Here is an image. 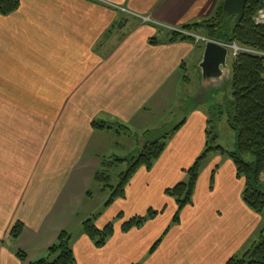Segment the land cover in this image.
Returning <instances> with one entry per match:
<instances>
[{"label": "crops", "instance_id": "obj_1", "mask_svg": "<svg viewBox=\"0 0 264 264\" xmlns=\"http://www.w3.org/2000/svg\"><path fill=\"white\" fill-rule=\"evenodd\" d=\"M223 1L20 0L16 12L0 15V264H22L19 251L28 262L46 256L63 230L72 235L77 264H228L258 241L264 213L245 203V179L232 159L215 161L219 156L202 171L179 223L177 207L163 218L149 206L155 218L121 230L147 215L139 194L173 177L171 188L207 141L208 114L189 111L196 98L181 104L194 91L188 73L200 70L204 46L158 39V31L201 23ZM154 37L158 44L150 43ZM201 85L199 96L213 87ZM174 104L182 107L178 124L185 122L153 167L136 172L125 198L84 214L94 188L107 190L95 176L119 147L114 121L128 125L138 113L159 119ZM91 218L100 229L115 225L104 247L83 231ZM18 221L25 227L16 240Z\"/></svg>", "mask_w": 264, "mask_h": 264}, {"label": "trees", "instance_id": "obj_2", "mask_svg": "<svg viewBox=\"0 0 264 264\" xmlns=\"http://www.w3.org/2000/svg\"><path fill=\"white\" fill-rule=\"evenodd\" d=\"M223 3L224 1L218 5L215 13L209 19L201 23L183 25L181 29L197 34L203 32V37L210 40L224 44L236 43L251 50L239 52L237 55L230 53L232 55L230 80L233 88V101L228 122L236 133L237 148L235 151L225 150L222 145L216 144L218 135L215 133V127L206 129L205 149L196 158L192 166L186 170L187 180L166 190L167 194L175 198L177 204V211L173 218L174 224L179 223L182 210L193 203L201 166L210 152L227 154L233 160L237 175L245 179L243 192L245 203L256 213H264V23H256L254 19L258 11L264 8V0H249L242 20H239L237 16H227L223 9ZM20 5V0H0V15L5 16L16 12ZM178 40L196 42L192 36L179 31H172L169 41ZM150 43L158 44L159 42L154 37ZM200 43L202 46L205 45L204 41H200ZM215 91H219V89L207 91L203 97L196 98L195 103L204 100L208 93L213 94ZM221 112L219 113L221 114ZM215 120H209L208 124H214ZM184 122L185 120L176 124L171 130H163L164 128L160 127L144 131L141 134L144 141L139 146V153L130 159L129 168L120 175L117 186L111 184L113 177L109 170L126 160L117 158L105 159L102 162V168L97 172L95 180L103 185V189L111 191V196L107 202L108 206L117 199L126 197V189L136 172L142 167L146 169L153 167L155 161L164 153L168 140ZM94 126L104 128L102 124L96 122H94ZM122 126L124 130L131 132L127 126ZM135 136L138 134L135 133ZM214 142L215 144H212ZM246 155H251L253 158L247 161ZM158 213V211L151 209L146 216L133 217L123 223L121 230L129 232L133 228L141 227L146 221L155 218ZM24 227L23 222H16L11 230V237L16 240L19 239ZM83 231L98 248H101L107 244L116 230L113 223H109L100 229L97 227L95 219L91 218L84 221ZM161 241L162 239L156 241L152 251L159 246ZM17 256L22 264H77L72 235L67 230H63L59 234L57 241L48 249L46 256L31 262H28L25 252L19 251ZM228 264H264V228L258 241L243 256L231 258Z\"/></svg>", "mask_w": 264, "mask_h": 264}, {"label": "rangeland", "instance_id": "obj_3", "mask_svg": "<svg viewBox=\"0 0 264 264\" xmlns=\"http://www.w3.org/2000/svg\"><path fill=\"white\" fill-rule=\"evenodd\" d=\"M158 32H159L157 35L158 39H164V37L170 38L172 36V30L169 28H166V27L160 28V30ZM202 33L200 32L198 34L197 33H195V34H196V36L202 37V36H204ZM231 67H232V55H229V57H228V68H229L230 72L228 71L227 73L224 74L226 77V80H224L223 83L220 82L219 85H214L212 88H210L208 90V92L211 89H219V91H215V92H213V94L208 93L207 96L204 98V100H199L195 104L193 102H191V107H190L191 111L194 109L193 106H195V108L197 110L206 112L208 114L209 120L213 121L214 119H216L214 124H212V123L208 124L207 123L206 128L215 127V129H214L215 133L218 135L216 144L222 145L225 148V150H227V151H235L237 148L236 133L230 127L229 122H228L229 116L231 115V112H232L231 103L233 101V88H232V83L230 80ZM199 73H200V70L198 68L197 69L196 68L195 69L190 68L188 76H190L192 78V81H193L192 86H194V91L190 95V97L183 98V95H182L181 96V104L184 101H190V99L193 100L194 98L199 97L200 92L202 90V85H201L202 80L199 77ZM200 80H201V83H200ZM191 88H193V87H191ZM203 96L204 95H202V97ZM180 106H182V105H180ZM181 108L182 107L176 106V104H174V108L168 112H163L159 119H157V117H155L153 115H145L143 113H138V114L134 115V117H132V121L130 124L128 123V125L125 123H122L119 120L114 121V123L116 124V127H117V128L115 127V131H118L117 129H119L121 137L118 139L119 147H112L111 148L110 153H108V155H111V158H108V159L113 160V159L120 158V159H125L126 161H124L122 163H118L115 167H113L109 170V173L113 177L112 181H111V184L113 186L118 185L120 175L128 170L130 159L133 156L138 155L139 150H140L139 146H141V144L143 143L142 141H144V138L141 137V134H142L141 131L144 130L145 128L149 129L151 127H154V129H157L156 126H157L158 120H164L162 125L160 126V127L164 128L163 130H171L176 124H178V121L180 119L179 117L182 116V115H180L181 114L180 113ZM220 111H222L221 114L219 113ZM122 125L127 126L130 129L131 133L130 134L126 133L127 130H124ZM135 133H137L138 136L134 137L133 134L135 135ZM105 142L106 141L103 140L102 145L99 146V148L101 150H103L104 145H108L107 143L104 144ZM169 142H170V139L168 140V144H169ZM168 144H167V146H168ZM212 144H215V142ZM216 156L220 157L219 159L215 160V161H218L219 163H220L221 159H231L227 154H223L221 152H210L208 154V156L205 158V160L203 161V164H202L201 170H200L201 173L214 160V158ZM246 157L248 158L247 161H249L253 158L251 155H246ZM192 164L186 165L188 167L186 169L180 171L179 175H182V177H181V179H175V181H174L175 183L173 184L174 186L178 182H181V180H183V181L187 180L188 176H187L186 170L189 167H191ZM221 166H224V165H221ZM216 169H217V167H216ZM201 173H200V175H201ZM173 180H174V178L171 177L170 179L163 181L162 187L159 185V187H157V188H151L150 190L143 191L142 193L139 194V195H141L140 201H143L141 203V209L144 206L143 207L144 211L141 214L145 213L149 206H153V208H155V209H160L161 211H164V213L162 214L163 218H165L167 215H169V213H171V216L173 215L174 208L177 207L176 200L173 196H170L169 194H167L166 191L164 193V189L166 187L168 188ZM204 181H205V179H204ZM173 185H172V187H174ZM100 187H103V185L101 184ZM99 189L100 188H94L93 197L88 200V204L85 206V208L83 210L84 214L90 210L102 209V206L104 205V203L109 200V198L111 196V191L109 189H107L105 191H100ZM139 195H137L135 197V199ZM139 205H140V202L137 206H139ZM136 209L140 210L139 207L135 208V210ZM181 215L182 214H180V216ZM142 216H144V215H142ZM73 228H74V230H76L77 225L75 224Z\"/></svg>", "mask_w": 264, "mask_h": 264}, {"label": "water", "instance_id": "obj_4", "mask_svg": "<svg viewBox=\"0 0 264 264\" xmlns=\"http://www.w3.org/2000/svg\"><path fill=\"white\" fill-rule=\"evenodd\" d=\"M249 0H225L223 9L227 16H237L242 20L245 15ZM229 49L215 41H207L204 45V53L199 68L202 74L203 86L206 84L219 85L226 79L228 68ZM230 72V71H229ZM203 88V87H202Z\"/></svg>", "mask_w": 264, "mask_h": 264}, {"label": "built area", "instance_id": "obj_5", "mask_svg": "<svg viewBox=\"0 0 264 264\" xmlns=\"http://www.w3.org/2000/svg\"><path fill=\"white\" fill-rule=\"evenodd\" d=\"M256 23H264V8L260 9L258 11V13L256 14V16L254 17ZM145 21H149L150 18H144ZM172 31H179L181 33H184L186 35H189V36H192L196 39L197 42H200V41H204V42H207V41H213V40H210L206 37H200V36H196L195 33H191V32H187V31H183L181 28L180 29H171ZM220 43V42H218ZM222 44L223 46L227 47L230 51V53H232L233 55H237L239 52H248V51H251L247 48H243L239 45H237L236 43H233V44H224V43H220Z\"/></svg>", "mask_w": 264, "mask_h": 264}]
</instances>
